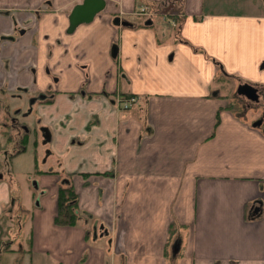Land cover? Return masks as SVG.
<instances>
[{
    "label": "crops",
    "instance_id": "obj_1",
    "mask_svg": "<svg viewBox=\"0 0 264 264\" xmlns=\"http://www.w3.org/2000/svg\"><path fill=\"white\" fill-rule=\"evenodd\" d=\"M77 1L0 0V232L22 218L0 264H264V133L236 94L264 103L261 3L105 0L68 33ZM67 185L91 220L60 227Z\"/></svg>",
    "mask_w": 264,
    "mask_h": 264
},
{
    "label": "rangeland",
    "instance_id": "obj_2",
    "mask_svg": "<svg viewBox=\"0 0 264 264\" xmlns=\"http://www.w3.org/2000/svg\"><path fill=\"white\" fill-rule=\"evenodd\" d=\"M225 1H230V2H234V3H242L243 4V7H245L246 5H249L250 2H254V3L255 2H259V3L261 2V0H225ZM79 2L80 1H77L76 5L80 4ZM249 7H252V6H249ZM147 8H148L147 9L148 11L146 10V14L153 13L152 9H150L149 7H147ZM163 10L166 12V14L179 13L178 9L175 6H172V5H165L164 8H163ZM120 11H121V14L122 13H125L122 10V7H121V10ZM130 15H131V13H130ZM133 16H135L134 13H133ZM14 39L15 38H13V40ZM225 93L227 94L228 97H231L232 98L234 92L231 89H229V86H227L225 88ZM6 102L5 103H2V104H4L6 106L7 105ZM258 114H259V110L258 109L257 110H249V111L247 110L246 113H245V115L242 114V116H243V118H246L247 119V117H248V118H250V119L253 120V119H255V118H257L259 116ZM2 122H3V120H2ZM18 122H21L23 125H25V123L22 122L21 120H19ZM9 124L12 125L11 122H9ZM19 126H21V125H19ZM20 128L21 127H19V130H21ZM18 137H19V135H18ZM27 147H28L27 148V152L24 155H20L19 158L17 159V162L14 165L15 166L14 170H16L17 173L15 174V177H11V184H12V187L13 188L14 187L17 188V184L19 186H25L26 185L25 181L27 183H29V184L31 183V185H33V183H35V181L29 182V179H30L29 176H33V173H32V162H33V156H34L33 155V152L34 151L35 152L38 151L37 156L41 159L42 156H43V146H42V144H40L39 147L37 148V150L31 144L27 145ZM39 165H40V162H39ZM48 165L47 164H45V165L44 164L43 165L41 164L39 166L40 168L38 167V169H48L49 168ZM1 167H0L1 169L5 168L3 170L6 171V172L9 171V170H11V168H12L11 165H3ZM33 177H35V176H33ZM15 211H14L15 213L14 212H12V213H8L7 212V214H5L6 216L9 215L10 218L12 217V219H14L16 223H9L8 222L6 224V226H5L6 229L4 227L3 228V231L0 232V233L2 234L5 231L7 233V235H8L9 232L11 233V235L10 236H6L4 239H8V237L11 238V239H13V238L15 239V237H17V228H18L17 225L21 223V221H22L21 219L22 218L21 217H19L18 219L15 218V214L16 215L17 214H20L21 213V210L17 209ZM22 214H23V212H22ZM0 227H3V224ZM12 231H13V234H12ZM17 240H19V238H17ZM10 245H11L10 242H8V244H6V246H4V249L7 248V247H9Z\"/></svg>",
    "mask_w": 264,
    "mask_h": 264
},
{
    "label": "water",
    "instance_id": "obj_3",
    "mask_svg": "<svg viewBox=\"0 0 264 264\" xmlns=\"http://www.w3.org/2000/svg\"><path fill=\"white\" fill-rule=\"evenodd\" d=\"M263 7H264V0ZM105 7V0H83L80 4L75 5L71 10L69 17H68V33L73 32L79 25L90 23L94 17L103 11ZM113 24L116 26H125L129 27L132 24L129 21L121 20L119 17L113 19ZM112 53L116 54V48L112 49ZM236 94L244 97L246 100L254 102L256 104L259 103V94L258 89L249 85L247 83L239 84L236 88ZM264 103L259 106V108H263ZM254 110V109H253ZM263 114L262 118L252 125L253 127H259L263 129L264 133V124L262 121L264 120V109H261Z\"/></svg>",
    "mask_w": 264,
    "mask_h": 264
},
{
    "label": "trees",
    "instance_id": "obj_4",
    "mask_svg": "<svg viewBox=\"0 0 264 264\" xmlns=\"http://www.w3.org/2000/svg\"><path fill=\"white\" fill-rule=\"evenodd\" d=\"M58 210L54 223L60 227L77 226L79 221L85 217L90 219L89 215L81 214L78 210L77 195L72 186L60 187L58 191ZM94 222V221H92ZM2 230V228H0Z\"/></svg>",
    "mask_w": 264,
    "mask_h": 264
},
{
    "label": "flooded vegetation",
    "instance_id": "obj_5",
    "mask_svg": "<svg viewBox=\"0 0 264 264\" xmlns=\"http://www.w3.org/2000/svg\"><path fill=\"white\" fill-rule=\"evenodd\" d=\"M260 3H261L262 9L264 10L263 1L261 0ZM262 97H264V96H262ZM262 104H263V99H261L260 94H259V103L256 104V103L248 101V100L242 102V104L240 105L239 114L240 115H242V114L245 115L247 110L249 111V110H253V109L254 110L258 109L259 110V114H258L259 116L254 119V121H253V123H254V122H256V121H258V120H260L262 118L263 112H262L261 109H264V107L261 108V109L259 108V106L262 105ZM262 124H264V120L262 121Z\"/></svg>",
    "mask_w": 264,
    "mask_h": 264
},
{
    "label": "built area",
    "instance_id": "obj_6",
    "mask_svg": "<svg viewBox=\"0 0 264 264\" xmlns=\"http://www.w3.org/2000/svg\"><path fill=\"white\" fill-rule=\"evenodd\" d=\"M147 9H148L147 7H144L141 10L140 14H145ZM136 103H137V98L131 95L121 96L118 97L117 99V106L120 110H128L132 108Z\"/></svg>",
    "mask_w": 264,
    "mask_h": 264
}]
</instances>
